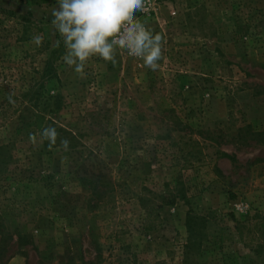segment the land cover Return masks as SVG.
<instances>
[{
    "label": "rangeland",
    "instance_id": "1",
    "mask_svg": "<svg viewBox=\"0 0 264 264\" xmlns=\"http://www.w3.org/2000/svg\"><path fill=\"white\" fill-rule=\"evenodd\" d=\"M56 5L0 0V264H264V0H148L156 71L61 58L31 102Z\"/></svg>",
    "mask_w": 264,
    "mask_h": 264
},
{
    "label": "clouds",
    "instance_id": "2",
    "mask_svg": "<svg viewBox=\"0 0 264 264\" xmlns=\"http://www.w3.org/2000/svg\"><path fill=\"white\" fill-rule=\"evenodd\" d=\"M147 3L148 0H57L51 10V25L63 40L64 63L83 73L91 58L115 64L117 51L126 50L128 56L156 71L163 58V37L136 15L146 11ZM32 42L40 46L42 37L36 35ZM9 102L14 103L11 98ZM38 135L53 146L59 133L55 127L47 126ZM29 138L35 141L36 136L30 133ZM68 144L67 139L61 141L65 149Z\"/></svg>",
    "mask_w": 264,
    "mask_h": 264
},
{
    "label": "trees",
    "instance_id": "3",
    "mask_svg": "<svg viewBox=\"0 0 264 264\" xmlns=\"http://www.w3.org/2000/svg\"><path fill=\"white\" fill-rule=\"evenodd\" d=\"M10 14L15 15L13 12H10ZM58 40H59V38H58ZM59 41H60L59 46L56 45L54 47V49L50 52L49 59L46 61L45 69H44L43 76H42L43 81L39 84L38 89L35 91V93L30 92V93H33L34 95H30V93H26L24 95V97L29 98V100L31 102L39 100L40 96L42 95L43 88H44V82L46 80H51V79L57 80L58 79V73L56 71L55 64H56V62H58L62 58V56L65 53V47L63 45V41H61V40H59ZM33 89H35V87L32 88L31 90H33ZM47 126L55 127L57 132L59 133L57 140H56V143H55V145H53L55 147L60 143V141H62L64 139L71 140V141L75 139V137L71 131H67L66 129L60 128V127L57 128L55 123L52 121H47L46 123L39 125L38 127H39L40 133L42 132L43 128L47 127ZM44 142H45L46 146L53 147V146H49V142L47 140H44ZM262 163H264V160L262 161ZM157 197H158V200L161 202L160 207L173 206L176 204V201H177V196L175 194H172V193L169 194L168 196L162 195V196H157ZM142 200L144 201L143 198H142ZM193 229H194L193 220L190 217L189 230L191 233H192ZM6 243H8V239L5 237H2L1 242H0V257H2L4 255V250H5L4 245ZM88 264H90V263H88Z\"/></svg>",
    "mask_w": 264,
    "mask_h": 264
},
{
    "label": "built area",
    "instance_id": "4",
    "mask_svg": "<svg viewBox=\"0 0 264 264\" xmlns=\"http://www.w3.org/2000/svg\"><path fill=\"white\" fill-rule=\"evenodd\" d=\"M146 11H147V10H146ZM146 11H145V12H146Z\"/></svg>",
    "mask_w": 264,
    "mask_h": 264
}]
</instances>
